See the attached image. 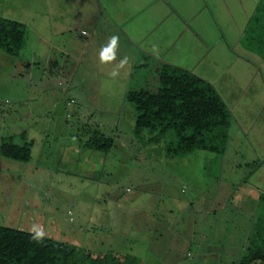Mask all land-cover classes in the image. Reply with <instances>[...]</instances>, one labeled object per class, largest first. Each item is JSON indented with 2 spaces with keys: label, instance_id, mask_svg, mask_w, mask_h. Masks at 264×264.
Here are the masks:
<instances>
[{
  "label": "rangeland",
  "instance_id": "1",
  "mask_svg": "<svg viewBox=\"0 0 264 264\" xmlns=\"http://www.w3.org/2000/svg\"><path fill=\"white\" fill-rule=\"evenodd\" d=\"M164 1L176 9L174 16L149 32L160 38L170 33L163 43L174 45L163 49L162 58L210 82L227 104L232 122L224 155L195 151L167 158L164 145L170 138L154 142L148 131L136 137L127 113L116 116L119 127L113 132L112 149L97 153L99 162L81 166L72 150L79 146L80 156L90 154L80 141L96 127L85 119L99 115L90 110L94 104L77 118L65 110L73 92L59 90L55 72L45 78L44 64L32 73L37 82L32 87L25 73L19 77L13 67L1 66L0 143L11 135L22 143L19 135L27 130L33 145L28 162L1 158L0 225L30 233L35 226L53 240L94 251L126 252L143 264H233L239 251L232 246L246 231L250 235L256 196L258 190L264 192V62L242 41L259 0ZM115 2L113 12L121 18L124 9L136 4ZM145 17L156 21L149 11ZM177 18L188 21L198 36ZM28 36L27 30L22 58L28 52ZM86 48L95 51L94 45ZM145 52L157 54L152 44L145 45ZM88 57L93 60V55ZM73 59L75 64L60 76L77 87L82 105L80 91L90 88L84 83L90 85L99 73L78 65L77 55ZM79 104L72 105L74 111ZM202 235L210 242L200 245ZM201 246L203 252L215 248L214 253L223 255L221 261L213 263L206 253L201 255Z\"/></svg>",
  "mask_w": 264,
  "mask_h": 264
},
{
  "label": "trees",
  "instance_id": "2",
  "mask_svg": "<svg viewBox=\"0 0 264 264\" xmlns=\"http://www.w3.org/2000/svg\"><path fill=\"white\" fill-rule=\"evenodd\" d=\"M24 36L23 23L0 16V51L17 56ZM242 41L249 52L264 62V0H259L249 18ZM120 109L121 115L131 114L130 123L136 137L148 131L153 137L149 140L154 142L170 138L164 145L167 158L185 157L195 151H208L217 156L225 153L231 112L210 82L184 67L142 53L130 73ZM118 127L106 133L107 130L96 126L80 145L90 152L108 153L114 145L113 132ZM13 136L0 143V158L28 162L33 141L24 131L19 135L22 143L14 142ZM256 197L259 212L250 235L246 231L245 236L236 240V246H232L239 251L233 264H264V192H258ZM34 236V233L0 225V264H143L126 252L94 251L45 236L34 239ZM210 240L202 235L200 245ZM209 247L206 252L201 250L202 246L197 248L202 251L201 255L206 253V257L213 259V263L220 262L223 255Z\"/></svg>",
  "mask_w": 264,
  "mask_h": 264
},
{
  "label": "crops",
  "instance_id": "3",
  "mask_svg": "<svg viewBox=\"0 0 264 264\" xmlns=\"http://www.w3.org/2000/svg\"><path fill=\"white\" fill-rule=\"evenodd\" d=\"M135 2L136 4L130 5L131 9H124L122 12L124 17L121 18L113 12L115 0H0V16L25 25L24 42L19 54L12 57L0 51V67H13L14 75L19 77H22V73H25L29 77V84L32 87L37 84L36 80H33L32 73L38 70L41 64H44L45 68L43 71L45 78L51 77L55 72V76H57L56 84L59 90H71L73 92V99L75 100L66 102L65 110L72 111L74 116L81 118L82 109L86 108L89 104H94L91 107L89 106L90 110L92 111L93 109L92 113L97 112L99 115L93 117L92 114H88L85 119L88 121L92 120V123L95 124L94 126L111 132L118 125L116 116L122 112L120 108L123 104L130 73L133 66L139 63L141 54L145 53V45L150 47L152 44L154 49L157 50L156 56L167 62H169L167 58H162L164 55L163 49L168 50L170 47L173 48L172 46L174 45V42L172 44L169 43L170 47L165 46L163 43V39L168 40L170 38V33H166V36L160 38L157 33H150L149 31L154 26L158 28L159 23L161 24L167 18L172 17V15L174 16L176 9L164 0H135ZM145 11L151 12L156 17L152 19H156V21L152 20L150 22V19L145 17ZM177 19L179 20V24L185 25L192 32L188 21L183 18ZM106 24L110 25L111 28L110 26L107 27ZM145 26H148L147 29ZM27 30L30 42L28 52L25 58H22L21 51L25 47ZM192 33L194 36H198L195 30ZM112 34L119 37V47L116 53L117 59L110 64H101L99 60V47L102 48L106 45L108 39L113 36ZM180 35L181 33L176 39L177 41L180 40ZM90 45H94L95 51L87 52L86 47ZM75 55H77L76 63L78 65L82 67L88 66L89 68L86 69L99 73H96L97 75L93 83H91L90 79V81L88 80L90 85L84 83L85 86L90 88L80 91V97L82 96L85 100L82 105L77 101L79 97L77 87L68 84L66 79L60 76L61 71H66L67 67L72 66L71 63L74 62L73 57ZM90 55H93L92 61L88 57ZM150 55L152 56L151 53ZM124 57L128 58V64L119 69L118 77L112 78L109 73L116 68L119 61ZM79 61L81 64H79ZM43 79L44 76L40 78V83L44 82L42 81ZM116 87H120V90H115ZM89 89L92 92H89ZM90 99L93 100L90 101ZM1 102L4 103L3 101ZM76 104H79V106L74 111L72 105L76 106ZM35 119H38V115ZM110 119L112 121L111 124L104 123ZM34 122L36 120H33V126L35 127ZM24 132L29 137L28 131ZM80 149L79 146H76L72 151H75L77 159L80 161L78 164L81 166L85 165V167H89L90 161H100L101 158L95 152H90L87 156H83L82 153L80 156ZM74 157L72 156V158ZM91 158L95 159V161L91 160ZM2 160L0 158V162ZM258 192H262V190H258ZM259 205L260 203L256 204L257 209H259ZM257 213H254L253 216L257 215Z\"/></svg>",
  "mask_w": 264,
  "mask_h": 264
},
{
  "label": "clouds",
  "instance_id": "4",
  "mask_svg": "<svg viewBox=\"0 0 264 264\" xmlns=\"http://www.w3.org/2000/svg\"><path fill=\"white\" fill-rule=\"evenodd\" d=\"M119 47V37L118 36H111L108 39V42L106 45H104L101 50H100V54H99V60L101 64H110L114 61H116L117 56V49ZM128 64V58L124 57L123 59H121L118 63V65L116 66V68L109 73V75L112 78H116L119 76V69L123 68L125 65ZM32 232L35 233V236L33 237L34 239H40L42 238L45 233L42 230H37L35 226H33V228L31 229Z\"/></svg>",
  "mask_w": 264,
  "mask_h": 264
}]
</instances>
